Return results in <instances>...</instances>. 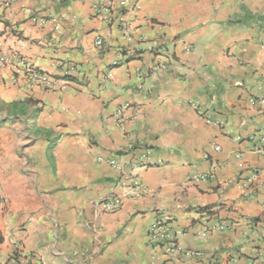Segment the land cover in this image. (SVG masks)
Wrapping results in <instances>:
<instances>
[{
  "label": "crops",
  "instance_id": "1",
  "mask_svg": "<svg viewBox=\"0 0 264 264\" xmlns=\"http://www.w3.org/2000/svg\"><path fill=\"white\" fill-rule=\"evenodd\" d=\"M94 3L0 5L1 55L74 69L51 92L0 65V264H264V0H132L127 34Z\"/></svg>",
  "mask_w": 264,
  "mask_h": 264
},
{
  "label": "built area",
  "instance_id": "2",
  "mask_svg": "<svg viewBox=\"0 0 264 264\" xmlns=\"http://www.w3.org/2000/svg\"><path fill=\"white\" fill-rule=\"evenodd\" d=\"M132 3V0H95L93 6V17L98 21L107 24H114L121 28L124 34H127L126 22L123 17V10L128 4ZM11 4V0H0V5L3 8H8ZM58 29V27H55ZM97 46L102 45L101 40L96 41ZM0 65H8L14 77H19L25 81L28 86L37 87L44 91L51 92H62L67 89L69 86L70 79L68 78L69 74L74 72V69H66L65 75L63 77H55L54 75L45 73L37 68H35L27 59L22 56H10L6 57L0 53ZM154 71L164 70L165 67L162 65H155L152 68ZM215 151H219L218 147L214 148ZM256 153H264V145L261 144L254 148ZM107 163L117 169L122 170L124 165L118 160L109 159ZM144 165V164H143ZM245 182L247 184V190H251L260 187V179L258 171L254 169H248L246 171ZM129 193L133 196L139 197L143 195V190L133 185L129 188ZM2 204L0 197V206ZM121 206V200L117 197L103 199L98 203V207L102 212L113 213ZM225 228V225L218 224L210 228H206L203 234L208 232H214L217 230H222ZM149 241L150 243L160 248L163 253L169 258H175L183 254V249L179 241V234L172 229L170 223L166 219H157L151 225L149 229ZM186 255L198 257L199 253L187 252ZM217 264V263H212Z\"/></svg>",
  "mask_w": 264,
  "mask_h": 264
}]
</instances>
